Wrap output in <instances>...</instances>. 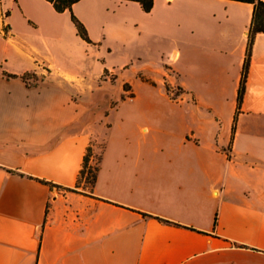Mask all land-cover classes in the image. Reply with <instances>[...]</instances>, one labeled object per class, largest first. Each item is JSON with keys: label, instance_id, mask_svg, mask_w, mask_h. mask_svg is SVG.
I'll use <instances>...</instances> for the list:
<instances>
[{"label": "crops", "instance_id": "crops-1", "mask_svg": "<svg viewBox=\"0 0 264 264\" xmlns=\"http://www.w3.org/2000/svg\"><path fill=\"white\" fill-rule=\"evenodd\" d=\"M153 1L2 0L0 264H264V32L238 104L252 5Z\"/></svg>", "mask_w": 264, "mask_h": 264}, {"label": "trees", "instance_id": "trees-1", "mask_svg": "<svg viewBox=\"0 0 264 264\" xmlns=\"http://www.w3.org/2000/svg\"><path fill=\"white\" fill-rule=\"evenodd\" d=\"M45 1L49 2L56 12L59 13L69 12L71 17L70 20L74 25L76 32L79 35V38L85 42H90L89 35L85 26L80 22L78 17L72 11V5L78 0H45ZM122 1H135L137 4H139V6L144 12H149L151 10L152 3L154 2L153 0H122ZM230 1L248 2V4H251L253 7L252 20L248 29L246 57L243 62L242 78L240 79V84L238 89L237 102L239 104L244 94V89H245L244 82L247 76V69L251 56L252 43L257 33L264 32V0H230ZM91 155H92L91 148H88L84 155L83 166L80 169L78 183L76 187L79 186L80 180L84 175L88 176L90 174V176L87 177V182L90 184V187H92L93 184L95 183L96 170L98 167L96 166L95 168H93L94 172H91V166H90ZM67 190H75V188H68ZM215 223H216V219H214V224Z\"/></svg>", "mask_w": 264, "mask_h": 264}, {"label": "built area", "instance_id": "built-area-1", "mask_svg": "<svg viewBox=\"0 0 264 264\" xmlns=\"http://www.w3.org/2000/svg\"><path fill=\"white\" fill-rule=\"evenodd\" d=\"M6 17H8V12L4 9V7L2 6V0H0V33H2L5 36L8 34L7 25L5 23ZM110 75L111 72H109L105 76L109 77ZM167 91L170 94L169 96L171 97V99H178V97L180 96L178 94V90L176 89L175 90L168 89Z\"/></svg>", "mask_w": 264, "mask_h": 264}, {"label": "rangeland", "instance_id": "rangeland-1", "mask_svg": "<svg viewBox=\"0 0 264 264\" xmlns=\"http://www.w3.org/2000/svg\"><path fill=\"white\" fill-rule=\"evenodd\" d=\"M98 159H99V155L98 154H92L91 157V162H90V166H91V172H94V169L97 166L98 163ZM90 176V174L88 175ZM87 175H84L81 180H80V184H79V189H88L90 187V184L87 182Z\"/></svg>", "mask_w": 264, "mask_h": 264}]
</instances>
